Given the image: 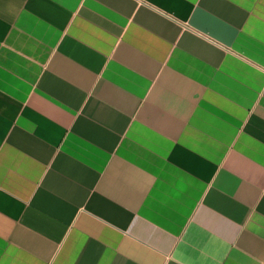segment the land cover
Returning <instances> with one entry per match:
<instances>
[{"label": "crops", "instance_id": "0c3cea01", "mask_svg": "<svg viewBox=\"0 0 264 264\" xmlns=\"http://www.w3.org/2000/svg\"><path fill=\"white\" fill-rule=\"evenodd\" d=\"M0 264H264V0H0Z\"/></svg>", "mask_w": 264, "mask_h": 264}]
</instances>
